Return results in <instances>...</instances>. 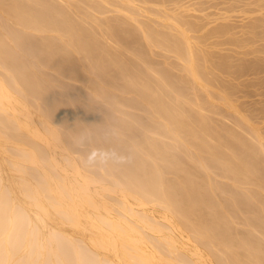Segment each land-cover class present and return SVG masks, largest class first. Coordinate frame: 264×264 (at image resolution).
I'll return each instance as SVG.
<instances>
[{"label":"bare ground","instance_id":"1","mask_svg":"<svg viewBox=\"0 0 264 264\" xmlns=\"http://www.w3.org/2000/svg\"><path fill=\"white\" fill-rule=\"evenodd\" d=\"M60 1L0 0V152L9 154L3 162L16 175L15 180L5 179L0 160V264H208L199 247L214 264H264V193L257 192L264 186V155L259 152L260 159L257 154L262 140L251 118L248 122L242 114L238 117L234 102L225 95H219V105L245 120V127L237 125L246 136L220 128L221 138L214 141L213 133V141L205 139L216 130L208 126L211 119L201 113L195 117L198 110L187 105L190 92L187 101L183 96L192 84L207 92L200 78L203 68L198 70L201 66L192 57L193 41L189 44L186 37L183 46L171 44L170 35L161 40L147 26L149 32L141 28L137 34L125 18L127 9L125 19L115 18L111 29L99 35L86 22L90 15L80 21L72 10L61 8ZM8 20H13L11 25ZM181 28L185 38L189 32ZM106 34L114 37L115 45L106 47ZM133 44L141 49L133 50ZM154 48L170 49L175 60L182 61H175L182 67L173 65L183 74L153 66ZM260 67L253 68L254 75L264 73ZM61 80L83 84L89 92L82 101L68 93ZM113 93L134 95L122 102L146 117L122 112L125 106L117 109L119 104L110 103ZM111 104L116 109H109ZM183 105L191 106L193 114L184 113ZM201 105L196 108L202 112ZM256 137L257 148L249 144ZM96 142L100 147L95 148ZM78 145L83 149L73 152ZM58 149L66 152L63 164L57 160ZM69 151L74 156L77 152L80 165L71 161ZM215 175L232 185L214 181ZM249 180L259 190H241ZM90 185L98 188L91 191ZM214 192L224 196L221 202L216 203ZM105 196L114 204L105 205ZM21 199L35 207L34 221ZM41 199L63 224L91 232L93 250L87 242L49 226ZM149 204L166 212L161 222L146 215ZM89 209L97 213L94 218ZM239 214L245 215L247 231L233 227ZM178 228L196 244L190 257L178 242ZM102 251L112 253L116 261L103 257Z\"/></svg>","mask_w":264,"mask_h":264},{"label":"rangeland","instance_id":"2","mask_svg":"<svg viewBox=\"0 0 264 264\" xmlns=\"http://www.w3.org/2000/svg\"><path fill=\"white\" fill-rule=\"evenodd\" d=\"M23 1L26 4L27 3L30 4V2L32 0L31 1L30 0H23ZM56 1L58 2V0H56ZM60 2H62V3H60L59 5L63 4L61 8H63L64 10L66 9L67 12L72 10L74 13H77V14H73V12L71 11V15H77L78 16V17L75 16L78 20L86 19L88 17V15H90L91 17L86 19L87 21L86 20H83V21H86L87 23L89 21L90 24L89 23L88 24L90 26L92 25L93 28L95 27V30L97 32L99 31L98 32L99 35H100L101 30H105V32H103V31L102 32L107 33L108 30H110L111 27L113 26V24L111 26V22L113 21V23H115V18L117 19L119 17L122 19L128 18L127 20L129 22V24H131L132 26L134 25L138 29V31L135 30V31H137V34H139V32H142L143 30L148 31L147 28H151L153 31L155 29V32H153V31L152 32L155 33V35L159 39H161V40L165 39V41H166L167 36L170 35L168 38H170L171 40L170 39H168V40H170L172 42H170V41H168V42H170L171 44L173 43V44L179 45V46H183L185 44L186 37L189 38L190 39V40H188L189 44H190V41H191V43L193 41V43H192L193 45L190 44L192 51H193L192 57L193 58L195 57L194 59L196 62L198 61L197 66H201V68H199L198 70H201L203 68L201 70L202 73H201L200 78L202 80V77H203L202 81H203V83L205 82V87H206L205 90H207V92L206 91L203 92V90H202V92H200L201 90L199 91L200 88H198L199 85H197V84L188 85V87H186V88H189V90L185 88V91H184L185 93L183 95L184 99H186L185 98L186 96L189 97V98H187V99H189L187 105H192L195 108V109L193 108V110L199 111V109H197L196 106H197V104L201 105L200 102H202V105L199 107L202 109V112L200 110L199 113H197L198 112L197 111L195 114V112L191 110L192 109L191 106L184 107L186 105L185 104V105H183V107L185 108V109L183 108L184 113H186L188 111L187 114H190V111H191V115L194 112V116L201 113L202 117L204 115V117L206 119L209 118L208 119L209 121L211 119V122L208 123L211 126L210 125H208V126H209V128H211V129L214 128L216 130L212 129V130H214V132H210V134L208 135L209 137L205 138V139H207V141H213L216 137H217L216 138L217 140H218V137L221 138V136H223V134H224V132L223 133H221V132L224 130H221L220 128H224V129L228 128L229 131H232V133H235V135L237 134V136H238V134H240L242 136L243 135L246 136L244 131H242V129L240 128V127H245V125H246L245 120L238 119V117L242 114L241 116H243L244 119H246V120H248L249 117L251 118V122H249L250 119L248 120V122L251 123L255 127L256 131H258L257 136L259 135L260 141L262 140V142H264V83H262V82H261L262 84L259 83V81H264V73H260V74H256V75L253 74V72H254L253 68H256V66L260 67L261 65H264V28H258L259 25H260V27H261V25H262V27H264V24H262V23H264V22H262V21H264V13H262V12H264V11H261L260 14H257L260 12L259 11L260 8H262V10H264V5H262V4H264V0H262V2L260 0H62ZM90 3H92V6L90 5ZM94 4H96V5L99 4V5L96 6ZM122 6H123V8H122ZM97 8H98V10H97ZM122 9H125V10L121 11ZM126 9H127V11H126ZM128 10H130L129 13H128ZM131 11L133 13H131ZM124 12L127 13L126 14L127 16L129 14V17H127ZM85 14L87 16H84ZM122 14H123V16H122ZM258 15H261L262 18L258 17ZM123 17H125V18H123ZM175 17L178 20L175 21ZM91 18H93L94 20H92ZM172 19H174L173 20L174 22L171 21ZM179 19H181L180 21H182L183 24H182V22H179ZM109 20H110V22H109ZM12 21L13 20H11V21L8 20L7 22H8V24H9V22H11L9 24V25H11ZM104 21H107L110 24H108ZM257 21H258V23H257ZM96 22H100L101 25H97L100 23H96ZM5 23H6V21H5ZM92 23H94V25ZM102 23H103V25H102ZM177 23H179L180 25L182 24L181 26L185 25L186 27L184 26L183 27L184 29H182L179 26V24H177ZM187 23H188V26H187ZM106 24H108V25H106ZM6 25H7V23L5 24V27H6ZM96 26H98L99 28ZM107 26H109L110 28ZM146 26H147V28H146ZM253 26H254V28H253ZM187 27H189V29L191 31H188V29H186ZM136 28H134V29H136ZM141 28H144V29L139 31V29H141ZM179 28L182 29L181 31L186 29L187 30L186 32H189V33H187L188 34L187 36L184 35L185 38H183V35L180 34ZM151 29H149L150 32H151ZM156 30H158V31H156ZM160 30H163V31H160ZM261 30H262V32H261ZM161 32H162V34H161ZM103 33H102V35H103ZM183 33H185V32L183 31ZM51 34L55 35L54 33L50 32V35ZM46 35H49V33ZM137 36H140V35H137ZM108 37L110 39H108ZM111 37L112 36L110 34L109 35L106 34V36L104 35L103 38H105V39L107 38V40L103 39L102 42L105 41V43L107 44L106 47H109V45L111 43L115 42L114 37H112V38ZM172 37H173V39H172ZM251 37H253V38H251ZM100 39H102V38H100ZM111 45H115V43L111 44ZM133 45L135 46L136 44H133ZM133 45H132V47L134 49L131 47L133 50L138 51L139 48L141 49L140 46L136 45V47H134ZM112 47L113 46H110V48H112ZM194 47H195V49H194ZM255 49H257L258 52ZM167 50H169V51H167ZM122 51H123V49H122ZM170 51L171 50L167 49V48H163V49L154 48V50L151 51V53H152L151 56L153 58V60L151 59L152 64H153V66L158 65L157 66L158 68H163V67L169 68L167 70H170V72H172V73L174 72L173 74L175 76L182 75L183 73L179 72L181 70V68H177V67H182V65H181L182 61L179 59L175 60L177 57H175V54L172 55L173 52L170 53ZM153 54H154V57H153ZM199 57H200V59H199ZM175 61H180L179 63H181V64H179L178 62L176 63ZM222 61H225V63L228 64V68L225 64H223L224 62H222ZM169 62L171 63L172 66L169 65L170 64ZM173 63L178 64L177 67L176 66L174 67L175 64L173 65ZM254 63H256L257 65H255ZM219 64H220V66H219ZM179 65H181V66H179ZM221 65H223L224 67L226 66V68L224 69L223 66H222L223 67L222 68ZM260 68L264 69V66H261ZM178 69H180V70H178ZM234 73H237V74H234ZM61 81H63V80H61ZM63 82L64 83L66 82L65 84L68 86V88H67L68 93H70L71 95L74 94L73 96H78V97L82 96L84 98V97H86L85 94H88V92H89L86 87H83L84 86L83 84H80V83L76 84V82H74L75 83V87H74V85H73L74 83H72L71 81L69 82L68 80H65ZM68 83H71L73 86L71 84L68 85ZM255 83H257L258 85L255 86L254 85ZM55 84H57V82H55ZM252 84L255 87H253ZM257 86H259V87H257ZM72 87H74V89H77V90L72 89ZM69 88H71V89H69ZM80 89L82 90V92ZM71 90H73V91H71ZM186 92H188V93H186ZM189 92H190V94H189ZM171 94H172L171 96L174 95V93H171ZM186 94H189L190 96L186 95ZM83 95H85V96H83ZM219 95H222V96L225 95L224 97L227 96L226 97L227 99L229 97L231 100V101L230 100L229 101L234 102V105H235L234 108L236 109L237 113L234 111H231V110H227L223 105L220 106L218 101H217L219 98H221ZM133 96L134 95H132V94H130V95L125 94L124 95V94H119V93L118 94L113 93L111 95V100L114 99L115 102H114V100H112V101L110 100L111 101L110 103L113 102V104L115 106H118V104H119L117 109H120L119 108L120 106H125V104L123 102L125 100H128V98H130V99L134 98ZM82 97L80 100L83 101ZM196 97L199 99L200 102L198 100L196 101V99H197ZM194 98H195V103H196L195 106H194L195 103L192 102L194 100ZM187 99L185 101H187ZM64 100L66 101V98ZM189 102L191 104H189ZM197 102H199V103H197ZM121 103H123V104L121 105ZM114 105L111 104V105H109L110 108L108 106H107V108L113 109ZM202 107L204 108V111H203ZM125 108H127V107L126 106L123 107L122 112L128 111L126 113H129V114L132 113L134 115H136V114L140 115V113L137 112V110L135 111V110H132L130 108H127V109H125ZM114 109H116V108H114ZM235 113L236 114L240 113V114L237 117ZM140 116L146 117V116H142V115H140ZM153 117H156V116H153ZM195 117H199V116H195ZM202 117L200 119H202ZM238 123H239V125L241 123L240 127L237 125ZM208 126L206 124L207 128H208ZM217 130H219V131H217ZM216 131L219 133V135H218V133L216 134ZM213 133H215V134L211 137H212V139L214 137L215 138L212 140L210 138V135ZM256 138L255 139L251 138L249 140V142H251V143H249V144H250V146L255 145L256 146V147L254 146L255 148H257L259 145L261 146L260 151H258L259 150L258 148L260 146L257 148V152H258L257 154H258V157L260 158L261 155H264V146H262V145H264V143L260 142L259 144H257L258 143L257 141L259 138L258 137H256ZM100 143L101 142H99V143L96 142L95 148L97 146L100 147V145H101ZM97 144H99V145H97ZM75 146H74V148H75ZM83 146L79 147V145H78L76 147L78 149H75L73 152L79 150V148H80V150L83 149ZM86 147H84V149H88ZM61 152L62 151L58 149V151H56V157H57V160L61 164H63V160L61 159V157L63 155H65L66 152H62V153ZM259 152L261 153V155H259L260 154ZM71 153L72 152L69 153V158L70 159L72 158L71 161H73L76 164L78 162V164L80 165L79 161L76 160L77 157H75V156H77V152H76L75 156H74V154L71 155ZM8 156H9V154H7L6 152L5 153L0 152V160H1L2 165L4 167L3 168L4 169V177L6 179V178H9V176H11L9 179L15 180V178H16L15 173L13 172L14 173L13 174L12 172H10L12 170L9 169V167L7 166L6 163L4 165V162L6 161ZM58 157H60V158H58ZM260 159H259V161H260ZM261 160L264 161V156H262ZM262 161H260V163ZM260 165H264V163H261ZM260 168L262 169L264 167L260 166ZM88 169L90 170L92 168H88ZM95 170H97V168L96 169L94 168V170H92V171L94 172ZM262 170H264V169H262ZM92 171L90 170L89 172H92ZM97 172H98V170H97ZM97 172H94V173H97ZM88 175L94 176L91 173ZM69 177H71V175ZM167 178H171V176L167 175ZM72 179L74 180V178H72ZM212 179H214V181H216V182H219V183H222V184H225L228 186L232 185V182H230L231 180H229L227 178L224 179L223 177L218 176V175L217 176L215 175V177H213ZM72 182L74 183V181H72ZM251 182L249 180L247 183H250V185H248L247 183L244 186L242 185L241 190L242 189L243 190L248 189V190H255V192L259 189L264 190V186H262L261 188L258 189L259 186L258 185H257L258 187L252 186V185H256V184L251 183ZM106 186H108V185H106ZM97 188H98V185L97 186L90 185L91 191H94ZM260 190L257 192L264 193V191H260ZM213 194H214V198H216L214 200H217L216 203L221 202L222 198L224 197V196L221 197L222 195L219 192L218 193L214 192ZM106 197L107 196L102 198L103 200H105V202H103L104 204L105 203L107 205H110L109 203L114 204V202H111L109 199L107 200L108 197L107 198ZM217 198L218 199L220 198L221 200L220 199L218 200ZM43 199H41L42 200L41 203L48 210L47 216L45 219L46 223L49 226L52 225V227H57V228L61 229L63 232L69 233V234L75 236L76 238H79V239L87 242L90 250H93V248L91 247V244L89 242L90 236H92L91 232L88 231V233H87V231L75 230V229L69 227L67 224H63L62 220H60V216L58 217V214H56V212H54L51 208H49L47 206L48 203H46V201H44L45 199L44 200ZM21 201L24 204V206L27 208V210L31 213L30 214L31 218L34 221V217H33L34 214L33 213L36 211L34 209L35 207L32 205H29L27 200L21 199ZM107 201H108V203H107ZM131 203L134 204V202H131ZM151 205H153V204L146 205L147 207L144 208V212L146 213L147 216L153 217L154 219H157V221L161 222V220L159 218L161 217V215L164 216L166 212L163 211V209H160L162 207H160V208L155 207L158 205H153L154 207H151ZM152 208H153V210H151ZM87 212H88V215L90 218H94V215L95 216L97 215V213H95L91 209L87 210ZM100 212H101V214H104V212H102V210H100ZM111 214L114 217H117V215L113 214V212ZM151 214H152V216H151ZM262 215H264V214H262ZM244 216H245L244 214H241L240 216H238V217H240L239 220H237V222L233 223V227L236 230H238V229H239V231H247L248 230V228L245 227L244 223H243ZM262 217H264V216H262ZM62 224L64 226H62ZM164 231H163V234L167 235L168 232L166 231L167 232L166 233ZM46 233L47 232L45 230L44 231L42 230L43 235H46ZM175 233H177L176 237L178 239V242L180 240L179 243L183 246V251L185 252V254H187V256L190 257V252L196 247V244L190 239L191 235H188V233H186L185 231H183L182 229H179V228H178V230L175 229ZM148 234H151V233L148 232ZM187 235L189 237H187ZM179 236H181V238ZM256 236L258 237L257 233H256ZM182 238H183V241H182ZM187 238L190 240L191 244H190V242L185 241ZM198 249H199V252L205 257V259H207L208 262L207 261L206 262L208 264H210V263L214 264L213 260H212L213 258L211 257L212 258L211 259L209 254L207 253L208 251H205L201 247H199ZM159 250L162 251L161 248ZM188 252H189V254H188ZM101 254L106 259H109L111 261H116L113 254L110 252L102 251ZM205 255L208 258H206ZM191 258L193 260L195 259L192 256H191ZM209 260H210V262H209Z\"/></svg>","mask_w":264,"mask_h":264}]
</instances>
